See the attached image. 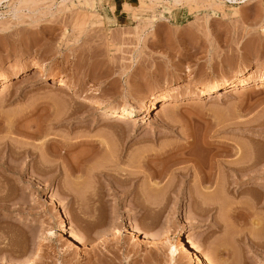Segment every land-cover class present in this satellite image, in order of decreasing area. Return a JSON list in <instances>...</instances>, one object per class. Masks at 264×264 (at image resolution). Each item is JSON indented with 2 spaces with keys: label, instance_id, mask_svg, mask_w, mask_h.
Listing matches in <instances>:
<instances>
[{
  "label": "rangeland",
  "instance_id": "obj_1",
  "mask_svg": "<svg viewBox=\"0 0 264 264\" xmlns=\"http://www.w3.org/2000/svg\"><path fill=\"white\" fill-rule=\"evenodd\" d=\"M262 76L264 0H0V264H264Z\"/></svg>",
  "mask_w": 264,
  "mask_h": 264
},
{
  "label": "bare ground",
  "instance_id": "obj_2",
  "mask_svg": "<svg viewBox=\"0 0 264 264\" xmlns=\"http://www.w3.org/2000/svg\"><path fill=\"white\" fill-rule=\"evenodd\" d=\"M43 70V69H42ZM34 74V73H33ZM63 75L64 74H60L59 75V77L61 76L62 78H63ZM246 78V77H245ZM2 80H1V82H2V88L3 89H8L9 87H11V83L9 82V79H7V78H5V77H3V78H1ZM264 79V76H262L261 77V80H263ZM247 79H244V78H242V79H239V81H238V84H242L241 85V89H238L239 91H245L246 90V86L244 85L247 81H246ZM63 81H65L66 82V80H63ZM72 82V81H71ZM59 83H62V81H60ZM168 83V82H167ZM260 83V82H259ZM258 83V84H259ZM261 85V84H260ZM61 86V85H60ZM64 87H66V88H68L69 87V83H67L66 82V84H65V86ZM63 87V88H64ZM75 87V86H74ZM215 87H217V86H208L207 87V91H209V90H212V89H216ZM205 89H200V93H203V92H205L206 91ZM199 93V94H200ZM98 96V95H97ZM93 97V98H91L90 100L91 101H94V102H98V103H102V102H104V100H103V97L102 98H100V96H98V97ZM163 97L164 96H156V95H154L153 97H152V99L148 102V103H145L144 104V106L142 107V109L139 111V112H145V114H143L142 116H145L146 114H147V112H149L150 111V109H151V107H153V105H154V103H157V101H160L161 102V105H163L162 106V108L163 107H166V105H168L169 106V102L167 101V100H165V99H163ZM77 108L75 107V109L74 110H76ZM122 111V110H121ZM86 112V111H85ZM120 113H123V111L122 112H120ZM125 113V112H124ZM148 115V114H147ZM116 116H117V118H119L120 119V121L121 120H126V118H128V120H131V121H133L132 122V124L133 123H135V122H137L138 120H139V117L138 116H140L141 117V114L139 115H135V113H133V112H131V113H127L126 115L125 114H116ZM138 118V119H137ZM125 123H126V121H125ZM134 126V125H133ZM35 135V134H34ZM200 165H202L201 163L198 165L199 167H197V169H198V173H199V175L197 176L198 177V181H199V185H198V188L200 189V191H202V192H204V193H206V192H208V191H210V188H211V186L213 185L212 184V167H210V169L209 170H207V169H205V167L204 166H200ZM48 167V166H47ZM235 167V166H234ZM233 167V168H234ZM242 168V167H241ZM241 168H239L238 167V169L237 168H234V169H237L236 171H238L239 170V172H240V170H241ZM152 169V168H151ZM196 169V170H197ZM8 170V169H7ZM243 170V169H242ZM241 170V171H242ZM4 171H6V169H4ZM156 171V170H155ZM235 171V170H234ZM236 171H235V173H236ZM243 172V171H242ZM187 174V173H186ZM186 174H184V176L186 175ZM235 175H237V173L235 174ZM235 175H233V176H235ZM130 176V175H129ZM183 176V177H184ZM222 175H220V177H221ZM239 178V176L237 177V179ZM218 180V179H217ZM231 180V179H230ZM229 180V181H230ZM219 182H215L216 183V185H217V188L219 189V191H221V190H223V188H224V179H223V177L222 178H220V180H218ZM226 181H227V179H226ZM228 181V182H229ZM184 182V181H183ZM227 182V183H228ZM239 183H240V180H239ZM226 187V186H225ZM215 188H216V186H215ZM215 188H214V190H215ZM166 189V188H165ZM217 189V190H218ZM221 189V190H220ZM202 194V195H200V196H198V198L194 195V197L193 196H188V198H192V199H194L196 202L197 201H200V202H202V203H207V202H209L211 199H212V197L211 198H209V197H207V195H205V194ZM255 193H257V192H255ZM209 196V195H208ZM257 196V195H256ZM52 197V196H51ZM49 198H50V196H49ZM257 198V197H256ZM52 199V198H51ZM191 199V200H192ZM220 199V198H219ZM56 200V199H55ZM193 200V201H194ZM212 201H214L213 199H212ZM216 201H218V200H216ZM195 202V203H196ZM205 204H204V206H205ZM200 205V204H199ZM202 205V204H201ZM209 205V204H208ZM204 209V208H203ZM66 213V212H65ZM65 216H67L66 214H65ZM61 217V226L63 227V228H66L68 225H66V221L67 220H65V218H64V216L63 215H61L60 216ZM189 219V218H188ZM187 219V220H188ZM70 222V221H69ZM71 224V223H70ZM69 224V225H70ZM72 226V225H71ZM71 226H68V228H69V232H70V237L72 236V237H74L77 241H78V243L79 242H81V244L84 242V240L86 241V239L82 236V235H80V234H78L75 230H74V228L73 227H71ZM138 229V230H141V229H139V227H135L134 229ZM142 231V230H141ZM83 238H84V240H83ZM187 240H189V238L187 239ZM176 241V240H175ZM178 243H176L175 242V244H176V248L173 250V253H172V256L176 253V252H180V251H182L183 253L185 252V253H187V254H191V251L189 250V248H188V246H187V244H186V241H184L183 240V238H180L179 239V241H177ZM191 242V241H190ZM189 242V243H190ZM85 244H86V242H85ZM194 247V246H193ZM191 249V248H190ZM225 249V248H224ZM223 249V250H224ZM192 250V249H191ZM197 250V249H196ZM220 250V249H219ZM198 251V250H197ZM229 251V250H228ZM194 252H192V254H193ZM203 253V252H202ZM186 254V255H187ZM190 254H189V257H190ZM191 254V255H192ZM184 255V254H183ZM194 255V254H193ZM195 256H196V258H195V260L196 261H198V262H201V263H203V258L206 260V264H218V263H222V262H217V261H215V259L213 258V257H210V256H208V257H206V254H205V257H201V255H198V254H195ZM217 260V259H216ZM226 260V259H225ZM222 261V260H221ZM223 261H224V259H223ZM200 263V264H201Z\"/></svg>",
  "mask_w": 264,
  "mask_h": 264
}]
</instances>
